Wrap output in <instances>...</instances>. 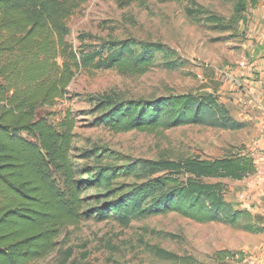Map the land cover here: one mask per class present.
<instances>
[{
  "label": "rangeland",
  "instance_id": "obj_1",
  "mask_svg": "<svg viewBox=\"0 0 264 264\" xmlns=\"http://www.w3.org/2000/svg\"><path fill=\"white\" fill-rule=\"evenodd\" d=\"M211 17L222 22L211 23ZM67 25L76 50L82 43L127 42L137 52L145 42L161 44L168 56L156 53L153 66L139 76L102 67L81 71L64 99L38 111L37 117L48 115L55 125L67 114L74 120L71 161L81 171L78 179L93 183L102 169L112 180L109 189L85 187L81 221L64 227L53 251L33 264H264V0L255 5L246 0L239 15L232 0H145L126 6L121 0H86ZM210 93L242 129L188 125L115 133L100 122L103 113L91 102L102 95L148 101ZM238 154L253 160L254 172L241 181H217L225 201L242 213L235 226L197 223L175 213L132 219L126 226L98 219V208L140 183L128 171L137 161ZM110 192L112 197L102 199ZM158 250L178 259L159 257Z\"/></svg>",
  "mask_w": 264,
  "mask_h": 264
},
{
  "label": "trees",
  "instance_id": "obj_2",
  "mask_svg": "<svg viewBox=\"0 0 264 264\" xmlns=\"http://www.w3.org/2000/svg\"><path fill=\"white\" fill-rule=\"evenodd\" d=\"M121 1L125 6L145 2ZM232 1L237 15L246 10V0ZM85 2L0 0V264H33L47 256L61 230L83 218L85 187L93 183L111 187V175L102 169L93 183L78 179L81 171L71 161L74 120L70 114L55 125L48 115L37 117L38 111L52 109L64 99L81 71L102 67L139 76L153 66L156 53L168 56L159 43L144 42L137 52L127 42L102 47L82 43L74 49L68 41L67 22ZM249 2L255 5V0ZM208 21L222 22L214 17ZM91 102L103 113L100 122L115 133H151L188 125L224 131L243 128L211 93L148 101L102 95ZM128 171L140 183L98 208V219L126 226L132 219L175 213L197 223L235 226L242 213L225 201L224 186L217 181H241L254 172V164L240 154L216 159L160 158L137 161ZM157 255L178 259L161 250Z\"/></svg>",
  "mask_w": 264,
  "mask_h": 264
},
{
  "label": "crops",
  "instance_id": "obj_3",
  "mask_svg": "<svg viewBox=\"0 0 264 264\" xmlns=\"http://www.w3.org/2000/svg\"><path fill=\"white\" fill-rule=\"evenodd\" d=\"M261 40H262V43H263V61H262L263 65H262V69L264 70V32L261 35Z\"/></svg>",
  "mask_w": 264,
  "mask_h": 264
}]
</instances>
